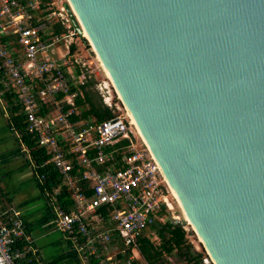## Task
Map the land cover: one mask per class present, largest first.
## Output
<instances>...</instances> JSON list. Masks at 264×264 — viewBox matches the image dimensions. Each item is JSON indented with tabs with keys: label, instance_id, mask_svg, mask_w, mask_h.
<instances>
[{
	"label": "water",
	"instance_id": "1",
	"mask_svg": "<svg viewBox=\"0 0 264 264\" xmlns=\"http://www.w3.org/2000/svg\"><path fill=\"white\" fill-rule=\"evenodd\" d=\"M69 2L212 263L264 264V0Z\"/></svg>",
	"mask_w": 264,
	"mask_h": 264
},
{
	"label": "built area",
	"instance_id": "2",
	"mask_svg": "<svg viewBox=\"0 0 264 264\" xmlns=\"http://www.w3.org/2000/svg\"><path fill=\"white\" fill-rule=\"evenodd\" d=\"M83 38L69 0H0V104L9 96L18 105L27 133L48 156L42 167L50 165L61 179L57 189L71 193L68 209L51 199L50 224L83 264L90 257L97 264H150L139 241L147 232L158 238L151 227L169 221L173 192L97 57L93 66L92 46L81 54ZM92 80L113 118L83 117ZM114 92L126 116L117 113ZM25 241L32 239L21 211L0 197V264H23L34 252L18 246Z\"/></svg>",
	"mask_w": 264,
	"mask_h": 264
},
{
	"label": "trees",
	"instance_id": "3",
	"mask_svg": "<svg viewBox=\"0 0 264 264\" xmlns=\"http://www.w3.org/2000/svg\"><path fill=\"white\" fill-rule=\"evenodd\" d=\"M94 83V80L90 81V83L88 84L89 89L84 90L86 99L85 101L89 107L84 111L83 117H94L97 121H103L113 118L114 115L112 111L104 106L102 104L101 98L99 97L98 100L96 94L92 92ZM6 103L7 104L4 105L5 107L7 106L6 108H3L2 104L0 105V107L2 106L1 108L9 113V124L12 125L15 133H17L18 135L16 137L18 145L16 147V150L13 151L12 154H19L23 156L28 155V164H30V162L33 164L35 184L39 190L40 196L46 202L45 208H47L50 212L48 215H44V217L37 221L39 224L37 230L33 225V221H27L25 219L24 213L19 205L17 206L16 204L9 203L21 211L22 220L27 227V233L31 236L32 239L31 243L25 241L18 244V246L21 248L26 249V247H31L34 249V252L28 251L26 260L23 264H62L64 260L66 261L65 264H83L82 258L78 255V253H76V251L70 249V244L67 241H65V244L67 245L66 250L63 251V253L59 256L46 258L42 253V249L38 239L41 236L45 235V233L48 232V229H50L49 232H53V225H51L50 222L54 219L55 213L53 210V203L51 199L55 198L56 204L58 206H61L64 209H68L69 206L72 205L71 193L66 190L65 187H62L60 191L57 189V187L61 185V179L56 173L53 172L50 165L42 167V163L46 159H48V156L35 144L30 134L27 133L23 125V116L21 115V111H19L20 108L18 107V105L14 104L12 98H10L9 96H7ZM127 143V140H123L121 144ZM22 146H25V151H22ZM41 176H44V179H41ZM7 195L8 193H3L0 188V197L3 204L5 205H7ZM151 229L156 231L158 238L161 240L160 245L167 254L176 252L178 256L185 260L184 264H204L203 254L198 252L195 253L192 250V246L186 240V231L181 227L180 222L170 219L164 224L155 223V225H153ZM151 238L152 237H150L147 232L139 241V250L142 257L145 258L150 264H156L160 260L159 256H153L152 252H150L152 250H150L149 248L154 245V241ZM70 259L72 260V262ZM88 264H97V260L94 257H90Z\"/></svg>",
	"mask_w": 264,
	"mask_h": 264
},
{
	"label": "rangeland",
	"instance_id": "4",
	"mask_svg": "<svg viewBox=\"0 0 264 264\" xmlns=\"http://www.w3.org/2000/svg\"><path fill=\"white\" fill-rule=\"evenodd\" d=\"M81 48V54L84 56L88 55V51L91 50V44L85 38H83L82 44L79 45ZM94 50V49H93ZM90 60L93 61V66L95 65L96 55L94 52H91ZM97 78H104V74H98ZM92 90V89H91ZM99 100V94L96 90H92ZM114 103L121 105L120 100L117 97V94L113 93ZM2 107V106H1ZM0 107V171L5 177L2 180L1 185L5 192H7L13 199L14 203L21 207L25 219L29 221L32 217L36 220L41 219L44 215H48L50 212L46 207V202L40 196L39 190L35 184L34 180V169L33 164L30 162L28 164L27 156L15 155L11 151L14 147L18 145L16 139V133L14 130H11L9 127L8 116L4 114L7 113L3 108ZM7 107V106H6ZM5 107V108H6ZM121 115L126 116V112L122 107ZM138 135V134H137ZM138 141H141V138L137 136ZM25 146H22V151H25ZM6 159V160H4ZM173 210L168 214L169 220L176 219L181 223V227L186 231V240L192 246V250L195 253H201L204 256V259L210 257L206 253V250L199 242V238L195 231L190 225L185 221L182 215V210L180 209L175 198H172ZM39 244L42 249V253L46 258L52 256H59L65 251L67 246L62 235L59 232L53 231L46 236H41L39 239ZM154 241V245L149 248L153 256H159L158 263L156 264H184L185 260L178 256L176 252L167 254L161 247V240L157 238ZM71 260V259H70ZM72 262V260H71ZM211 264L212 261L210 260Z\"/></svg>",
	"mask_w": 264,
	"mask_h": 264
},
{
	"label": "crops",
	"instance_id": "5",
	"mask_svg": "<svg viewBox=\"0 0 264 264\" xmlns=\"http://www.w3.org/2000/svg\"><path fill=\"white\" fill-rule=\"evenodd\" d=\"M0 105H1V104H0ZM3 107L5 108L4 105H3ZM4 115H5V116H9V113L7 112V113H5ZM10 126H11V127H10ZM9 127H10L11 130H14L13 127H12V125L9 124ZM16 136H18L17 133H16ZM16 147H17V146H16ZM16 147H14L11 151H12V152L15 151V150H16ZM16 155H17V154H16ZM18 155H19V154H18ZM14 156H15V155H14ZM4 160H6V159H4ZM4 177H5V175H2V173H1V171H0V188H1V190H2L3 193H7V192L4 191L3 186L1 185L2 180H3ZM6 197H7V198H6L7 203H13V204H15V203H14V199H13L9 194H8ZM8 199H9V200H8ZM43 217H44V216H43ZM29 221H33V225H34V227L38 230V228H37L38 225H39L38 222H37L38 220H36L34 217H32ZM44 228H45V227H44ZM44 228H43V229H44ZM49 230H50V229H48V232H46L45 235H43V236H46L47 234H49V233L52 232V231L49 232ZM53 231H54V230H53ZM42 233H43V232H42ZM62 237H63V236H62ZM63 239H64V238H63ZM64 241H65V239H64ZM65 243H66V242H65ZM66 246H67V245H66ZM62 252H63V251H62ZM49 258H50V257H49ZM65 263H66V261L64 260V261L62 262V264H65ZM69 264H70V263H69Z\"/></svg>",
	"mask_w": 264,
	"mask_h": 264
},
{
	"label": "bare ground",
	"instance_id": "6",
	"mask_svg": "<svg viewBox=\"0 0 264 264\" xmlns=\"http://www.w3.org/2000/svg\"><path fill=\"white\" fill-rule=\"evenodd\" d=\"M82 34H83V37H85L88 41H89V39H88V37H87V35L85 34V32H84V30H83V28H82ZM89 43H90V41H89ZM91 44V43H90ZM92 46V45H91ZM94 48L92 47V50H93ZM94 52H95V50H93ZM95 54H96V52H95ZM96 57L98 58V56H97V54H96ZM98 60L100 61V59L98 58ZM102 64V63H101ZM105 72H106V70H105ZM106 74H107V72H106ZM107 76H108V74H107ZM108 78H109V76H108ZM109 80H110V78H109ZM111 81V80H110ZM113 84V83H112ZM119 95V94H118ZM120 97V96H119ZM121 99V98H120ZM126 109V108H125ZM126 111H127V109H126ZM127 114H128V116L130 117V115H129V113H128V111H127ZM131 118V117H130ZM131 120H132V118H131ZM132 123H133V125L135 126V124H134V122H133V120H132ZM136 127V126H135ZM136 130H137V133H138V135L141 137V135H140V133H139V131H138V129L136 128ZM142 138V137H141ZM144 141V140H143ZM145 143V142H144ZM173 198H175L176 199V197H175V195L173 194ZM176 201H177V199H176ZM177 203H178V205H179V207H180V209L182 210V208H181V206H180V204H179V202L177 201ZM182 215L184 216L183 218L185 219V221L188 223V225H190L191 227H192V229L195 231V229L193 228V226H192V224L190 223V221H189V219L187 218V216H186V214L183 212V210H182ZM196 233V232H195ZM197 234V233H196ZM198 238H199V236H198ZM199 242H202L201 240H200V238H199Z\"/></svg>",
	"mask_w": 264,
	"mask_h": 264
}]
</instances>
